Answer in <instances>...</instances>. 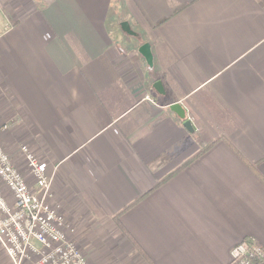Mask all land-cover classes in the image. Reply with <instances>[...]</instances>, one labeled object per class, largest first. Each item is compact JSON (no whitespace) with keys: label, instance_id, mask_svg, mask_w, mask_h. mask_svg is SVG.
<instances>
[{"label":"crops","instance_id":"1","mask_svg":"<svg viewBox=\"0 0 264 264\" xmlns=\"http://www.w3.org/2000/svg\"><path fill=\"white\" fill-rule=\"evenodd\" d=\"M4 124L15 166L21 145L47 163L66 221L115 230L140 264L264 249V0H0ZM141 196L119 218L138 249L112 218Z\"/></svg>","mask_w":264,"mask_h":264},{"label":"built area","instance_id":"2","mask_svg":"<svg viewBox=\"0 0 264 264\" xmlns=\"http://www.w3.org/2000/svg\"><path fill=\"white\" fill-rule=\"evenodd\" d=\"M7 128L0 126V138ZM20 153L23 171L0 141V246L10 263L91 264L72 240L75 229L53 203L47 163L26 145L20 146ZM231 259L235 264H255L264 260V249L244 239L231 249Z\"/></svg>","mask_w":264,"mask_h":264},{"label":"rangeland","instance_id":"3","mask_svg":"<svg viewBox=\"0 0 264 264\" xmlns=\"http://www.w3.org/2000/svg\"><path fill=\"white\" fill-rule=\"evenodd\" d=\"M19 127H21V129H17V134H21L22 136L20 140L16 142L15 147H17L19 143H26L24 135L25 128L22 125H19ZM52 190L53 189L51 188V191ZM54 197L55 195L53 194V198ZM86 221L90 222L91 220H78V225L76 224V226H74V223L72 222H67L75 229V233L74 236H72V240H74L75 244H77V246L81 248V250L85 253L89 261V255L91 254L94 258L96 257V255H100L103 260L107 261L108 263L112 262V264H140L138 262V257H133V255L127 249L128 247H122L123 239L121 238V236H117L118 232L103 226H95L91 228V226L89 225L88 227H90L91 229H84L83 226ZM80 227L81 229L79 230L78 228ZM101 228L104 229L101 230ZM79 238H82L84 241H87V243L89 242L86 248L82 247L84 243L80 241ZM129 248H132L130 244ZM90 263L94 264V262L91 261Z\"/></svg>","mask_w":264,"mask_h":264},{"label":"water","instance_id":"4","mask_svg":"<svg viewBox=\"0 0 264 264\" xmlns=\"http://www.w3.org/2000/svg\"><path fill=\"white\" fill-rule=\"evenodd\" d=\"M123 27V26H122ZM125 31H128L127 29L123 28ZM139 53L145 58V60L147 61L148 64H151L152 63V55H151V51H150V46L149 44L147 43H144L142 44L140 47H139ZM154 87L161 92V89H160V84L158 82H156L154 84ZM170 108L172 110H174L181 118H185V111L184 109L182 108V106L179 104V103H173L170 105ZM184 126L189 129V130H192V125L190 123L189 120H186L184 122Z\"/></svg>","mask_w":264,"mask_h":264},{"label":"trees","instance_id":"5","mask_svg":"<svg viewBox=\"0 0 264 264\" xmlns=\"http://www.w3.org/2000/svg\"><path fill=\"white\" fill-rule=\"evenodd\" d=\"M199 153H200V152H199ZM196 156H197V155H195V156L192 157L191 159L195 158ZM191 159L185 161V162H184V163H183L178 169H180V168H182L183 166H185V165H186ZM172 174H173V173L169 174L168 176H166L165 178H163L161 181L157 182V183L155 184V186L153 187V189H154L156 186H158L159 184H161L162 182H164L166 179H168L169 177H171ZM143 196H144V195H143ZM143 196L137 198L134 202H132V203L128 204L127 206H125L122 210H120L118 213H116V214L113 216V218H112L113 221H114V223L116 224V226L119 228V230H120L121 232H123L124 235L129 239V241H130L135 247H137L138 249H139V247H138L137 244L134 242V240L131 238V236L128 234V232L125 230V228L122 226V224H121L120 221H119V218H120L121 214H122L124 211L128 210L130 207H132L133 205H135L140 199H142ZM139 251L141 252V250H139ZM141 253H142V252H141Z\"/></svg>","mask_w":264,"mask_h":264}]
</instances>
